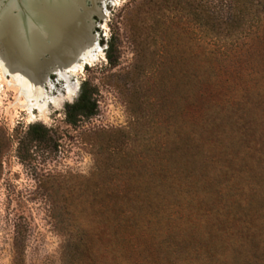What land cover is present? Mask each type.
<instances>
[{"label": "trees", "instance_id": "trees-1", "mask_svg": "<svg viewBox=\"0 0 264 264\" xmlns=\"http://www.w3.org/2000/svg\"><path fill=\"white\" fill-rule=\"evenodd\" d=\"M134 5L147 7L157 28L149 49L130 31L126 125L100 132L88 176L68 175L62 191V175L40 183L59 264H264V0ZM106 45L113 65V39ZM225 73L236 81L232 98L198 123L185 120ZM96 95L80 84L64 106L67 125L95 116ZM33 144L54 149L52 130L29 125L19 159L31 158ZM22 234L18 227L11 264H26Z\"/></svg>", "mask_w": 264, "mask_h": 264}, {"label": "rangeland", "instance_id": "rangeland-1", "mask_svg": "<svg viewBox=\"0 0 264 264\" xmlns=\"http://www.w3.org/2000/svg\"><path fill=\"white\" fill-rule=\"evenodd\" d=\"M132 1L112 0V4L105 5L103 20L95 22L90 34L96 38L98 46L95 58L81 70L71 73L70 86L72 90L76 87L78 90L68 91L67 97L60 100L62 104L57 100L63 94V84L56 83L54 76L46 79L42 86L40 109L28 111L20 92L7 82L11 79L0 75V264H11L13 240L21 238L17 235L18 227L23 229L26 264H59L60 239L53 228L40 183L47 175H62L66 179L57 180L62 181L57 184L62 191L71 184L68 175L88 176L93 167L92 145L104 141L100 132L126 125L128 117L124 101L128 96L135 59L130 31L135 27L144 49H149L157 28V22L151 20L147 7L141 5L136 9L134 5L146 0ZM134 11L139 12L134 14ZM111 39L114 42L113 65L105 57L106 44ZM84 81H89L97 90L98 109L95 116L72 127L65 121L64 106L75 101ZM235 86L236 81L223 74L199 93L194 104L184 111V119L200 122L210 106L232 98ZM35 123L52 130L55 148L49 150L41 144H33L28 150L31 158L21 160L17 154V140L24 137L29 125Z\"/></svg>", "mask_w": 264, "mask_h": 264}, {"label": "bare ground", "instance_id": "bare-ground-1", "mask_svg": "<svg viewBox=\"0 0 264 264\" xmlns=\"http://www.w3.org/2000/svg\"><path fill=\"white\" fill-rule=\"evenodd\" d=\"M6 1L7 7L0 12V75L9 76L7 82L20 92L28 111L38 110L43 98L41 76L49 65L57 63L70 73L82 69V65H71L93 48L86 19L95 10L85 8L84 0ZM22 15L31 18H25L30 24L29 36L23 33Z\"/></svg>", "mask_w": 264, "mask_h": 264}, {"label": "water", "instance_id": "water-1", "mask_svg": "<svg viewBox=\"0 0 264 264\" xmlns=\"http://www.w3.org/2000/svg\"><path fill=\"white\" fill-rule=\"evenodd\" d=\"M112 4V0H84V7L89 9V8H93L95 11L93 13L90 14L89 18L86 19V24L89 28V37H90V41L91 44H93L94 42V46L93 48H88V52H83L82 56L77 57L74 61L73 64L71 66H79L82 65L85 66L87 65L90 61L94 60L95 58V52L98 48L97 43H95V37L92 38L90 36L91 34V29L93 28V25L95 24L96 21H101L104 18V7L106 4ZM8 5V2L6 0H0V12H2ZM28 10V9H27ZM29 11V10H28ZM13 13H16V10H13ZM24 14V13H22ZM23 16V15H22ZM25 18L31 19L28 15L23 16V18L20 19V22L23 24L22 28L23 29V33L26 36L30 35V27H29V22L25 20ZM95 18V20H94ZM33 21H35V23H41L40 19L34 18ZM0 24H1V18H0ZM47 56V55H46ZM45 56V57H46ZM50 76H54L55 77V82L56 83H62L63 87L61 89V92L63 94H60V98L59 100H57V102L59 103L60 100H62V98L67 97V93L68 91H71L72 88L70 86V78L72 77V74L70 73V71L67 69V67H59V65L57 63L51 64L49 65V67H47L43 72H42V78H41V84L43 86L44 82L46 79H48ZM9 77V76H8ZM78 87H76V90H72V91H77ZM74 92H72L73 94ZM63 101L60 102V104H62ZM48 104H51L49 101L47 102ZM52 105V104H51Z\"/></svg>", "mask_w": 264, "mask_h": 264}]
</instances>
